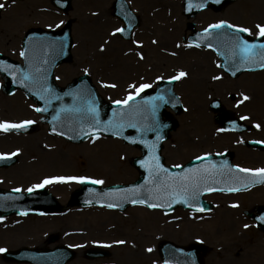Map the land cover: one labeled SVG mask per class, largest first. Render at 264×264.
<instances>
[{
    "label": "rangeland",
    "instance_id": "obj_1",
    "mask_svg": "<svg viewBox=\"0 0 264 264\" xmlns=\"http://www.w3.org/2000/svg\"><path fill=\"white\" fill-rule=\"evenodd\" d=\"M127 1L140 17V25L134 31L131 41L121 39L118 33L113 35L115 29L123 25L113 15L114 0H73V8L67 13L55 8L50 0H41L40 2L39 0H15L14 3L12 0L0 1V3L5 4L0 29L6 20L8 22L11 20V23L14 24L9 25L18 28L12 39L7 37L5 39L4 36L0 35V53L21 61L20 48L23 37L29 29H57L61 28L65 22L71 21L74 41L73 59L62 64L58 69L57 76L61 86L67 85L78 75L87 73L91 76L104 100L115 102L126 99L129 93H136V90L130 88L129 85H136L138 88L141 84H148L151 85L150 88H154L160 79L185 71L188 75L183 77V80L176 85V91L184 103L185 110L178 115L171 113L172 117L179 121V127L170 134L169 139L164 143L162 153L166 164L178 166L205 153H222L232 150L235 153L233 161L236 165L247 168H263L264 149L254 148L248 144L251 138L264 140V111H261L264 110L263 71L262 73L246 72L235 79L230 78L221 69V61L213 51L191 46L187 42L189 32L186 30L187 18L183 14V0ZM48 8H51V10ZM12 18H17L16 22ZM166 18L168 19L167 22L164 20ZM173 19L176 21L174 24L172 23ZM221 20L227 21L231 25L250 28L251 33L249 34L259 36L257 35L256 25L264 23V0H240L220 12L211 9L205 10L194 19L197 28H204ZM168 22L175 25V29H170ZM95 24L99 25L97 28L102 32L100 35L96 31L97 29L94 30ZM175 33L178 35H175ZM155 42L157 45H155ZM141 54L143 58H141ZM209 63L210 66H213L211 67L214 72L212 75L213 80L204 82L201 78L205 76V66ZM214 77H219V79H214ZM112 84H115L116 87H111ZM245 95L254 96L249 106L246 104L248 100H244ZM213 98L220 99L227 108L234 109L241 118L247 117L243 121L247 123L258 121L261 128H256L245 134L221 130L214 120V113L209 108ZM9 99L13 104L8 102ZM19 105H24L27 111L23 110L22 112V110H19ZM34 107L33 101L25 97L21 91L9 97L0 89V121L20 123L24 120H32L39 124L38 130L31 134L16 136L13 132L5 134V136L0 135V153L16 151L22 157L16 165L18 167L8 169L9 172L8 170H0V178L5 179L0 183V187L6 189L17 188L22 192H27L29 189H38L34 186L42 184V177L47 176V172L41 170L40 163L42 164L43 160L46 159L42 143L49 137H54V139L63 142L64 145L59 147L60 150L67 156L68 164L71 163V167L76 168L79 172L85 169L88 157L94 158L95 156L101 158L104 162L113 163L118 168L115 178L102 179L97 172L77 176L103 180L104 183L100 184L103 186L126 184L138 179L140 172L133 165V160L141 155L139 148L125 144L117 138L105 135L93 136L85 141L106 139L115 141L125 148L122 149L116 146L102 149L97 154L95 150L102 146L100 144L94 150H91L86 157L75 148L85 143V141L73 143L51 134L48 125L41 123V117L36 113ZM199 113L200 116H198ZM203 119L210 121L211 129H208L209 131L204 130V132L202 130L201 121ZM182 141H187L190 144L189 151L186 154H182L185 147L181 144ZM28 166L32 168L34 176L25 175L24 172ZM40 166L41 168H39ZM18 171L19 175H16ZM123 172L127 173L128 178L119 176ZM60 184L64 183H59L53 187L48 186L46 189L61 206L66 207L69 204L71 195L80 188L81 183L71 181L72 185L68 189ZM206 199L213 205V209L206 214H197L184 208H177L169 213L158 212L162 219L170 224H179L186 220L208 223L223 214L225 201L229 199L236 213L227 214L231 220L229 221V229H222L217 226V228L210 231V234L203 231L196 238V241L187 242L177 239L173 234L164 236L155 246L156 259L159 264H162L159 256V243L163 240H169L183 246L203 242L209 248L210 253L205 257V264H264V231L255 227L254 222L246 214V211H254L258 206L264 205V186L251 187L236 193L216 192L206 196ZM70 209L89 210L91 211L87 213L89 216L96 213L92 210L102 209L123 220L133 217L140 218L145 212L157 211L150 210L142 205L131 206L122 211L91 205L70 206L65 208L63 212L48 215L10 214L2 217L1 220L11 223L9 225H16L15 228L32 226L35 229L34 233L38 234L40 238L23 243H8L0 248H4L6 251H15L24 247L48 249L65 246L73 249L76 256L81 254L83 259L87 261L111 260L114 249L105 245H89L82 250L77 249L76 245L68 240V237L63 236L68 223L59 224L56 228L49 226L48 222L50 220L48 221V217L62 215ZM136 209H139V211H136ZM242 223L244 225H241ZM245 225H248V227H245ZM12 228L6 227L5 230H11ZM54 234H56V237ZM52 237H55L56 240L52 241ZM237 240L240 241L239 245H234ZM91 247L104 249L109 252V256L89 259L85 253ZM76 256L67 264L72 263ZM153 262L155 261L139 263L152 264ZM0 264L31 263L5 260L3 252H0Z\"/></svg>",
    "mask_w": 264,
    "mask_h": 264
},
{
    "label": "water",
    "instance_id": "obj_2",
    "mask_svg": "<svg viewBox=\"0 0 264 264\" xmlns=\"http://www.w3.org/2000/svg\"><path fill=\"white\" fill-rule=\"evenodd\" d=\"M53 1L64 10L71 7L70 0ZM233 1L220 0L217 3L216 0H185V13L190 17H194L206 8L210 2L218 10L222 5H227ZM201 4L203 7L199 6ZM115 9L116 15L126 23L125 31L121 34L125 38H130L132 29L138 24L137 17L124 0H117ZM189 28L194 30V34L189 40L215 49L223 60L222 67L231 75L235 73L233 76H236L245 70L261 68L259 67V54L252 56L250 59H245L240 54L236 47V29L233 30L228 26H224L218 29L210 28L207 32H198L194 29V23H190ZM42 32V30H32L25 38V55H23L25 66L14 65L7 57L0 55V67L9 70L6 73L9 82L7 89L11 88V81L16 82L18 86H24L26 91L39 101L40 109H47V111H41L48 114L44 121L50 123L52 130L55 128L54 132L64 135L70 140L79 142L87 136L106 133L121 137L126 142L139 146L143 151V157L136 158L134 161V164L144 172L138 182L109 188H101L93 182H87L74 194L72 204L95 202L114 204L115 207L123 209L129 204H133L132 200L136 199L147 200L148 203L170 205V207H164L168 209L176 205L189 207L199 205L196 207L203 208L201 206L203 204L209 206L205 201H202V196L206 192L226 187L234 174L241 175L236 172L239 170L231 164L232 154L203 157L200 160L190 162L179 170L166 167L161 156L162 143L168 138L169 132L174 130L178 124L174 120L163 119L167 115L165 108L170 106L176 112H180L183 108L173 91V81L162 82L156 91H146L135 97V100L130 101L127 105L103 104L87 75L79 77L66 89L57 87L53 81V69L57 64L71 59V24L68 23L64 30L59 32ZM238 35L250 44H264V37L258 40L249 38L244 32H240ZM255 51L257 53L264 52L259 48ZM1 59L6 61L1 62ZM42 85H52L54 89L48 91L46 88L43 91ZM42 93H50V97L46 102L40 101ZM157 97H163V100L149 99ZM154 105L157 107L153 114ZM211 108L215 112H220L217 121L223 127L239 131L245 127L238 119H234L233 114L226 111L219 101H214ZM91 109H94V111ZM116 125L120 126L117 127ZM34 127L35 125H30L21 129L25 132H33ZM106 128L110 130H105ZM153 145L155 146L154 149ZM153 156L159 157V164L167 169V172H162L155 167L156 161ZM187 172H196L193 177L198 179L193 180L192 177L185 175ZM173 173L175 175H172ZM181 177L189 178L183 183L189 187L190 191L198 193L196 199L188 198L187 203L181 199L182 193L178 181V178ZM212 180L216 183H208ZM251 180L264 182L261 175L252 177ZM166 184L168 185L167 192L164 190ZM172 191L178 194L175 196L169 195L168 193ZM60 209L46 190L29 194L0 190L1 214L18 210L21 212H48ZM259 211L263 213V217L264 208H260ZM262 224L264 225V220ZM200 249L201 246L199 245H194L188 249L177 247L170 242H165L162 245V252L168 264H202L201 258L197 255ZM98 255L102 254H92V256ZM5 256L20 261H31L35 264H60L70 259L72 253L63 248L43 252L22 249L18 253H7Z\"/></svg>",
    "mask_w": 264,
    "mask_h": 264
},
{
    "label": "bare ground",
    "instance_id": "obj_3",
    "mask_svg": "<svg viewBox=\"0 0 264 264\" xmlns=\"http://www.w3.org/2000/svg\"><path fill=\"white\" fill-rule=\"evenodd\" d=\"M0 1L6 2L7 0ZM40 1L41 0H39V2ZM12 19L14 22L17 20V18ZM164 20L166 22L168 21L167 18ZM175 22V19H173L172 23L174 24ZM9 24L14 23H11V20L9 22L6 20L0 29V35L4 36L5 39H12L18 31V28ZM173 24L171 25L170 22H168L170 29H175V25ZM98 26L99 25L95 24L94 30L97 29L96 31H98V35H100L102 32L97 28ZM170 34L173 35L171 32ZM175 35L178 34L175 33ZM155 45H157L156 42ZM211 67L213 66H210V63L206 64V71H204L205 76L201 78L202 81L213 80L212 75L214 72ZM8 102L13 104L11 99ZM19 110H22V112L23 110L27 111L24 105H19ZM198 116H200V113ZM201 126L203 131L211 129L210 121L208 119H203L201 121ZM100 144H102L101 147L99 146ZM181 144L185 146L182 154H186L189 151L190 144L187 141H182ZM61 145H64L63 142L54 139V137H49L44 143H42V147L44 148L43 153L46 154V159L43 160L42 164L40 163L42 168L41 166L39 168L47 172V176H43L42 181L54 176L90 175L95 174L96 172L102 179L115 178L117 176L116 172L118 168L113 163L104 162L101 158L96 156L94 158L88 157L85 169L82 172H79L76 168L71 167V163L70 165L68 164L69 161L67 156H65L59 148ZM116 146L122 149L125 148L122 145H118L115 141L106 139L95 141L87 140L85 143L76 146L75 148L79 153H83L86 156L96 147L98 148L95 151L98 154L102 149H109ZM9 171L10 170H8V172ZM24 173L25 175L28 174L27 176H34L32 168L29 166ZM16 175H19V171L16 172ZM119 176L122 178H128L126 172H123ZM57 183H64L60 185L67 187V189L72 185L71 181ZM55 185L57 184H52L50 187ZM92 211L96 213L89 216L87 214L88 212H91L89 210L70 209L62 215H54L47 218L48 221L50 220L48 222L49 226L53 228L58 227L59 224L68 223L66 229H64L63 236L68 237V240L72 241V244L76 245L79 250H82L89 245H105L114 249V255L109 261H87L83 259L81 254H79L70 264H140L139 262L144 261H155L152 264H159L156 259L155 246L161 238L173 234V236L181 241H196V238H198L203 231H207V233L210 234V231L217 228V226H220L222 229H229V221L231 220L227 214L231 215L235 213L234 206L230 203L229 199L225 201L224 215L222 214L219 218H216L213 221L211 220L208 223L186 220L179 224H170L162 219L158 211L145 212L140 218L133 217L127 220L118 219L117 216L107 213L102 209ZM136 211H139V209H136ZM9 224L11 223L4 222L0 219V247L8 243H23L27 241H35L40 238L38 234L34 233L35 229L32 226L15 228L16 225ZM241 225H244V223ZM6 227L13 228L11 230H5ZM54 236H56V234H54ZM117 241H124L125 243H116ZM149 248H151L152 251H148Z\"/></svg>",
    "mask_w": 264,
    "mask_h": 264
},
{
    "label": "snow or ice",
    "instance_id": "obj_4",
    "mask_svg": "<svg viewBox=\"0 0 264 264\" xmlns=\"http://www.w3.org/2000/svg\"><path fill=\"white\" fill-rule=\"evenodd\" d=\"M12 2L14 3L15 0H12ZM216 2L219 3L220 0H216ZM199 6L203 7L202 4L199 5ZM4 7H5V4L0 3V9H3ZM61 23H63V21H61ZM224 26H230L231 28L237 30V45H236V47L239 50L240 54L245 59H250L252 56L259 54V56H260L259 67L264 68V52L257 53L255 51L257 48L264 50V44H261V45L250 44L247 40H244V39L240 38L239 35H238L240 32L251 33V29L247 28V27H242V26H239V25H228V22L227 21H223V20H221L217 24L210 25L209 28L218 29V28H221V27H224ZM256 28L258 29L257 35H259L260 37H264V23L257 24ZM124 31H125L124 28H116L115 32L113 33V35H115V33H123ZM207 31H208V29H205V32H207ZM21 55H25V52L22 51ZM141 58H143L142 54H141ZM85 71H87V69H85ZM187 75H188L187 72L180 71L178 75L171 77V79L172 80H178V79H181L183 77H186ZM233 75H235V73H233ZM214 79H219V77H214ZM110 86L111 87H116L115 84H112ZM129 87L135 89L136 90V95H138L144 89L151 87V85L141 84V85H139L138 88L136 87V85H129ZM41 99H43V97H41ZM149 99L150 100L151 99L163 100V97L149 98ZM248 99H250V97L245 95L244 96V100H248ZM134 100H135V95H133L132 93H129V95H128V97L126 99L117 100V101H115V103L116 104H125V105H127V104H129L130 101H134ZM156 107L157 106H155V105L153 106V114L155 113ZM36 110L37 111H47L46 108L45 109L37 108ZM91 110L94 111V109H91ZM241 119H247V117H242ZM33 123H35V121H32V120H24V121H22L20 123H13V122H9V121H0V131L9 132V131H12V130H18V129H21V128H27L28 126L32 125ZM116 126L119 127L120 125H116ZM132 126L134 127L135 125H132ZM256 127L259 128L260 125L257 124ZM105 130H110V129L106 128ZM150 130H152V129H150ZM221 130H223V129H221ZM53 131H55V128H53ZM154 147L155 146L153 145V149H154ZM14 155H16V153L0 154V159H7L10 156H14ZM153 159L156 161L155 167L158 170H160L162 172H167V169H164L163 166L159 164V157L153 156ZM197 159H200V158L197 157ZM177 167H179V166H177ZM240 171H243V172H257V173H259L261 175V179H264V169H240ZM188 179L189 178H187V177L178 178V181L180 182L179 183V187L181 188V193H182L181 194V199L185 203L188 202V198L196 199V197L198 195L197 192L190 191L189 187L186 186L183 183L184 181H187ZM69 181H77V182H80V183H84L86 181H91V182L96 183V184L104 183L103 180H93L91 177H85V176H54V177L46 178L43 181L42 184L35 185L34 187L40 188V187H43L45 184H50V183H53V182H69ZM167 189H168V185L166 184L164 186V190L167 192ZM227 190L228 191H235L236 189L229 188ZM29 191H31V189H29ZM168 194L171 195V196H175L178 193H176L175 191H172V192H170ZM153 198H156V197H153ZM173 202H175V200H173ZM132 203L133 204H136V203L148 204V206L151 207V208L165 207V206L170 207V205H165V204L148 203L147 200H136V199H134V200H132ZM115 206L116 205H114V204H108L109 208H112V207H115ZM192 206L195 207V205H192ZM200 210H203V209H200ZM0 219H2V217H0ZM260 219L264 220V217H261ZM245 227H248V225H245ZM116 243L123 244L125 242L124 241H117ZM5 251H6V249L0 248V252H5ZM148 251H152V249L149 248ZM165 264H167V261L165 262Z\"/></svg>",
    "mask_w": 264,
    "mask_h": 264
}]
</instances>
